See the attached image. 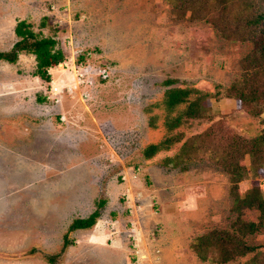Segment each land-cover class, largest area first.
<instances>
[{"label": "rangeland", "instance_id": "1", "mask_svg": "<svg viewBox=\"0 0 264 264\" xmlns=\"http://www.w3.org/2000/svg\"><path fill=\"white\" fill-rule=\"evenodd\" d=\"M18 21L37 37L53 38L63 52L65 60L48 71L56 86L71 81L77 68L89 78L84 97H53L33 75L32 55L0 61V264H49L25 253L57 252L68 224L96 208L93 226L68 234L72 244L58 264H130L129 236L110 245L108 230L121 223L117 175L144 163L156 174L148 190L157 206L149 210L161 218L158 252L146 264H210L188 244L211 228L227 229L226 175L205 161L183 170L162 165L176 147L157 148L164 133L159 104L170 87L227 86L239 77V59L251 43L226 42L203 22L171 20L163 0H0V51L16 41ZM100 66L103 82L95 76ZM214 105L215 118L223 117L235 132H258V120L234 104ZM207 125L191 122L188 132ZM118 159L121 171L113 162ZM143 168L136 170L139 182L148 174ZM255 215L245 211L242 217ZM247 243L264 245V228Z\"/></svg>", "mask_w": 264, "mask_h": 264}, {"label": "trees", "instance_id": "2", "mask_svg": "<svg viewBox=\"0 0 264 264\" xmlns=\"http://www.w3.org/2000/svg\"><path fill=\"white\" fill-rule=\"evenodd\" d=\"M163 1L169 6L171 20L203 22L226 42L251 43L239 59L242 70L239 77L227 86L213 84L211 90L174 86L164 91L159 104L163 110L164 133L157 143L161 147L156 146L158 149L176 147L173 155L161 160L165 168L183 170L186 163L205 161L226 175L228 212L232 218L227 229L211 228L190 241L188 247L195 257L210 264H264V245L247 243L264 228V0ZM13 32L16 41L8 50L0 51V61L13 63L19 53L32 55L33 75L48 84L49 69L65 60L63 52L55 47V40L37 37L24 21L16 22ZM78 61H82V56ZM171 82L166 80L164 84ZM215 103L226 107L228 103L234 104L238 111L257 119L258 132L251 136L235 132L223 117L215 118L219 113ZM191 122L208 125L190 134ZM243 155L248 157L246 162L240 161ZM245 211H254V220L243 219ZM98 216L96 208L85 218H74L57 252L30 249L25 254H39L47 263L58 264L67 246L72 244L68 234L90 228Z\"/></svg>", "mask_w": 264, "mask_h": 264}, {"label": "built area", "instance_id": "3", "mask_svg": "<svg viewBox=\"0 0 264 264\" xmlns=\"http://www.w3.org/2000/svg\"><path fill=\"white\" fill-rule=\"evenodd\" d=\"M75 69V67H73ZM85 70V69H84ZM84 70L78 69L75 70L74 78L71 81H66L65 84H63L60 88L56 86L53 82L54 80H51L47 85V93L53 97H65L67 99H75V97L81 93V96L84 97L86 94V81L88 77L87 70L86 73ZM106 70L100 66L95 72V76L100 79H105ZM45 86V85H44ZM136 169L133 167H128L124 169L122 174L118 177V180L121 184L125 185V191L121 194L123 204L125 207V212L127 215L131 216L134 212H139L142 210L143 207L146 208H153L157 206V201L154 200L151 191L146 193V199L147 201L144 203L141 201V198L143 196L142 191H137L132 197L131 195V189L133 188L134 183H136L138 180ZM129 182V184L126 185V183ZM153 213H156L155 211ZM130 226H132L131 222H129ZM161 229V226L159 222H153L151 224V227L148 232V237L151 243H154L155 237L159 233ZM154 248V253L150 254H144L140 247H137L135 244L131 246V262L130 264H146L150 261V258L156 257V254L158 252V249L156 245H152ZM147 252V251H146Z\"/></svg>", "mask_w": 264, "mask_h": 264}, {"label": "crops", "instance_id": "4", "mask_svg": "<svg viewBox=\"0 0 264 264\" xmlns=\"http://www.w3.org/2000/svg\"><path fill=\"white\" fill-rule=\"evenodd\" d=\"M113 162H116L118 165L121 164L119 162V159L117 161H113ZM142 162H144V161H142ZM140 166H143L144 167L143 169L145 171H146V169H148V174L145 173L144 177H146V178H144V180L142 179L141 180L142 182L138 181V182L134 183L133 188L131 189V195H132V197H134V195L137 191H142L143 196L141 198V201L145 203L147 201L146 193L149 192L148 188L154 189L153 187H155L153 177H155L156 174L153 173V166L151 165V163H144L143 165H140ZM140 166H135V167L132 166V167L137 170V168ZM123 167H125V166L121 164L120 171L122 170ZM146 179L149 182V184L146 183ZM156 179L157 178H155V182L159 183V181ZM116 186H118V189H119V198H120L119 201H120V204L122 207L121 214L119 215L120 219H121V223L119 225L118 222H115L113 224L114 227L109 228V230H108L109 244L112 245V244L116 243L115 245H118L117 244L118 241L120 242L121 239L125 240V237L129 236V240L132 241V245L135 244L137 247H140V248H144L146 246L152 248L153 247L152 245H154V244L156 245L157 236L155 237L154 243H151L149 240V237H148V232H149L151 224L153 222L161 221V218L158 216H155V214H157V213L152 214V212H150L149 208H147L148 212H146V210H145L146 207H143L142 210L139 212H134L131 216L127 215V213L125 212V207H124L122 196H121L123 191H125V186L119 182L118 175H117V185ZM160 186L162 187L161 184H160ZM146 190H148V191H146ZM156 190H158V189H156ZM129 222H131L132 226H130ZM126 242H129V241L126 240Z\"/></svg>", "mask_w": 264, "mask_h": 264}]
</instances>
